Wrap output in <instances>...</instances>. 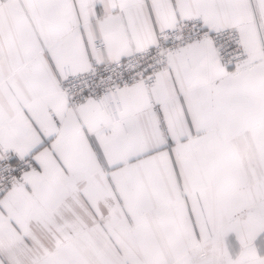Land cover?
I'll list each match as a JSON object with an SVG mask.
<instances>
[{
  "label": "snow or ice",
  "instance_id": "1",
  "mask_svg": "<svg viewBox=\"0 0 264 264\" xmlns=\"http://www.w3.org/2000/svg\"><path fill=\"white\" fill-rule=\"evenodd\" d=\"M0 264H264V0H0Z\"/></svg>",
  "mask_w": 264,
  "mask_h": 264
}]
</instances>
